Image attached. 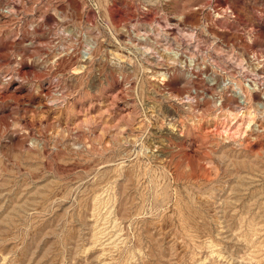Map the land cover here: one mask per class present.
<instances>
[{"label": "rangeland", "instance_id": "1", "mask_svg": "<svg viewBox=\"0 0 264 264\" xmlns=\"http://www.w3.org/2000/svg\"><path fill=\"white\" fill-rule=\"evenodd\" d=\"M194 45L264 56V0H0V264H264V136L178 103Z\"/></svg>", "mask_w": 264, "mask_h": 264}, {"label": "built area", "instance_id": "2", "mask_svg": "<svg viewBox=\"0 0 264 264\" xmlns=\"http://www.w3.org/2000/svg\"><path fill=\"white\" fill-rule=\"evenodd\" d=\"M196 50L194 45L192 52L176 58L190 82L178 103L193 108L196 115L205 104L213 111H238L245 118L251 112L249 129L264 136V56L234 57L225 60L221 67L216 57L203 56ZM226 72H237V75L230 76Z\"/></svg>", "mask_w": 264, "mask_h": 264}, {"label": "bare ground", "instance_id": "3", "mask_svg": "<svg viewBox=\"0 0 264 264\" xmlns=\"http://www.w3.org/2000/svg\"><path fill=\"white\" fill-rule=\"evenodd\" d=\"M175 61H176V59H175ZM158 72H159L158 76L160 77L159 80L167 79V76H168L167 75V71H158ZM176 100H179V99H176ZM221 111H222V109H220L219 112L216 111L217 112L216 118H220V116H223ZM251 115H252V113L249 112V115L247 116L248 118H245V116L243 114H241L240 112H238V111H235V112L234 111H228L226 116L221 118L222 122H217L219 124V125L218 124L217 125L220 128L219 132L222 133V134H227L228 135L230 133L232 127L235 125L236 128L234 127V129H235V133H236L237 131H239L241 126H245L246 127V126L249 125V123H250V118L249 117H251ZM223 121H225V122H223ZM215 128H216V126H215ZM238 134H239V132H238Z\"/></svg>", "mask_w": 264, "mask_h": 264}]
</instances>
